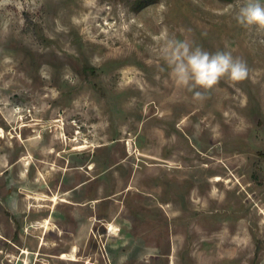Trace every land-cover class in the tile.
Instances as JSON below:
<instances>
[{"label":"rangeland","instance_id":"374dc122","mask_svg":"<svg viewBox=\"0 0 264 264\" xmlns=\"http://www.w3.org/2000/svg\"><path fill=\"white\" fill-rule=\"evenodd\" d=\"M244 3L0 0V264H264V29ZM170 37L248 78L195 99Z\"/></svg>","mask_w":264,"mask_h":264},{"label":"clouds","instance_id":"9594fccd","mask_svg":"<svg viewBox=\"0 0 264 264\" xmlns=\"http://www.w3.org/2000/svg\"><path fill=\"white\" fill-rule=\"evenodd\" d=\"M234 18L243 27L264 29V3L245 0L236 8ZM160 51L175 84L193 92L197 100L206 99V93L221 79L239 82L249 76L247 62L242 57L227 50L207 51L189 39L170 37Z\"/></svg>","mask_w":264,"mask_h":264},{"label":"trees","instance_id":"16d2710c","mask_svg":"<svg viewBox=\"0 0 264 264\" xmlns=\"http://www.w3.org/2000/svg\"><path fill=\"white\" fill-rule=\"evenodd\" d=\"M149 1H152V0H134V9L137 10L141 7L148 5Z\"/></svg>","mask_w":264,"mask_h":264},{"label":"bare ground","instance_id":"6f19581e","mask_svg":"<svg viewBox=\"0 0 264 264\" xmlns=\"http://www.w3.org/2000/svg\"><path fill=\"white\" fill-rule=\"evenodd\" d=\"M1 132H2V131H1V128H0V134H1Z\"/></svg>","mask_w":264,"mask_h":264}]
</instances>
